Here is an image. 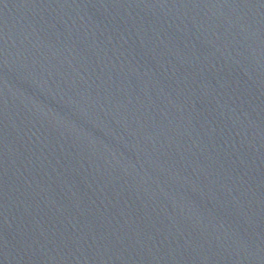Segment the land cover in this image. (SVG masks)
<instances>
[{
	"label": "water",
	"instance_id": "1",
	"mask_svg": "<svg viewBox=\"0 0 264 264\" xmlns=\"http://www.w3.org/2000/svg\"><path fill=\"white\" fill-rule=\"evenodd\" d=\"M0 264H264V0H0Z\"/></svg>",
	"mask_w": 264,
	"mask_h": 264
}]
</instances>
